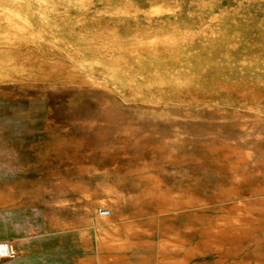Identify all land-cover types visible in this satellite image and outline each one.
I'll use <instances>...</instances> for the list:
<instances>
[{
  "label": "rangeland",
  "instance_id": "1",
  "mask_svg": "<svg viewBox=\"0 0 264 264\" xmlns=\"http://www.w3.org/2000/svg\"><path fill=\"white\" fill-rule=\"evenodd\" d=\"M0 239L264 264V0H0Z\"/></svg>",
  "mask_w": 264,
  "mask_h": 264
},
{
  "label": "built area",
  "instance_id": "2",
  "mask_svg": "<svg viewBox=\"0 0 264 264\" xmlns=\"http://www.w3.org/2000/svg\"><path fill=\"white\" fill-rule=\"evenodd\" d=\"M99 214L103 217L109 215V211L101 208ZM16 255L14 247L10 243H0V259L2 258H13Z\"/></svg>",
  "mask_w": 264,
  "mask_h": 264
},
{
  "label": "crops",
  "instance_id": "3",
  "mask_svg": "<svg viewBox=\"0 0 264 264\" xmlns=\"http://www.w3.org/2000/svg\"><path fill=\"white\" fill-rule=\"evenodd\" d=\"M0 242H4L2 241V239H0ZM27 260L25 258H19V259H14V260H9L6 258H2L0 259V264H26Z\"/></svg>",
  "mask_w": 264,
  "mask_h": 264
}]
</instances>
